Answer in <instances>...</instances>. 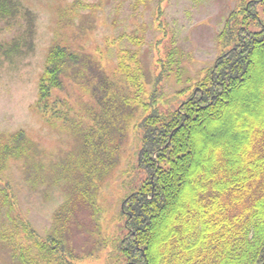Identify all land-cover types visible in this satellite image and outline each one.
<instances>
[{
  "label": "trees",
  "instance_id": "16d2710c",
  "mask_svg": "<svg viewBox=\"0 0 264 264\" xmlns=\"http://www.w3.org/2000/svg\"><path fill=\"white\" fill-rule=\"evenodd\" d=\"M165 3L159 0L155 12L162 36L153 77H146L140 54L126 52L114 79L96 77L88 85L98 114L84 130L83 158L65 172L72 190L56 212L53 235L36 236L16 212L9 187L0 189V217L10 225L0 242L12 264H73L69 245L72 229L82 226L78 214L88 210L98 217L100 185L119 164L120 146L108 149L106 138L127 135L140 110L137 168L144 178L121 207L126 234L117 248L124 264H264V0H236L218 36L223 52L186 81L183 50L163 22ZM22 9L19 0H0V22L24 15L26 32L34 36L35 18ZM21 44L1 49L11 58ZM84 68L78 54L53 46L40 79L38 111L58 119L61 112L50 106L53 91L64 90L69 72L79 81ZM170 82L184 84L173 100L165 97ZM32 145L24 132L0 135V173L11 160L27 161ZM20 224L25 244L17 241Z\"/></svg>",
  "mask_w": 264,
  "mask_h": 264
},
{
  "label": "rangeland",
  "instance_id": "374dc122",
  "mask_svg": "<svg viewBox=\"0 0 264 264\" xmlns=\"http://www.w3.org/2000/svg\"><path fill=\"white\" fill-rule=\"evenodd\" d=\"M19 2L23 11L29 10L33 14L35 34L31 36L26 32L28 21L24 15L0 22V135L24 132L33 145L27 161L11 160L8 168L0 173V189L9 187L17 203L16 212L27 221L36 236L46 239L53 235L56 212L67 202L72 190L65 172L83 158L86 149L84 130L93 125L91 117L98 114L88 85L96 77L114 79L121 53L126 52L140 54L146 77H153L154 49L162 36L154 23L159 0ZM235 4L236 0H204L200 3L167 0L163 5L165 28L183 50L188 70L184 81L188 75L195 77L212 66L223 52L218 36ZM16 41L25 42L21 44L23 52L17 50L7 58L1 48L9 49ZM55 45L78 54L85 66L77 76L79 81H75L73 72H69L63 76L64 90L53 91L50 106L61 112L57 115L60 120L45 117L38 111L40 79L48 54ZM183 85L167 84L164 88L167 100H173ZM147 87L151 88L149 79ZM122 93H128L126 86ZM131 93L133 99V90ZM143 116L144 112L140 110L127 135L106 138L108 149L120 146V158L118 155L116 160L119 164L100 185L98 217H92L88 210L78 214L82 226L73 228L69 234V250L74 252L75 258L73 264L125 263L117 248L126 234L121 207L144 178L137 168L139 142L136 131ZM8 222L6 217H0V232L10 227ZM21 225L17 241L25 244L26 235ZM0 264H12L10 252L1 242Z\"/></svg>",
  "mask_w": 264,
  "mask_h": 264
}]
</instances>
